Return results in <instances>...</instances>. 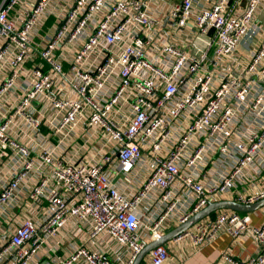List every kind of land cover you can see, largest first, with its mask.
<instances>
[{"label":"built area","instance_id":"2783aa9c","mask_svg":"<svg viewBox=\"0 0 264 264\" xmlns=\"http://www.w3.org/2000/svg\"><path fill=\"white\" fill-rule=\"evenodd\" d=\"M263 199L264 0H0V218L45 208L0 236V264H133L212 203ZM224 234L264 264L250 213L171 242ZM169 259L166 243L141 264Z\"/></svg>","mask_w":264,"mask_h":264},{"label":"crops","instance_id":"0c3cea01","mask_svg":"<svg viewBox=\"0 0 264 264\" xmlns=\"http://www.w3.org/2000/svg\"><path fill=\"white\" fill-rule=\"evenodd\" d=\"M179 2H181V0H167L168 5ZM239 51L241 54L245 53L242 46H240ZM2 162L7 176L9 162L8 160H2ZM129 191L130 190H128V192ZM43 213H45L44 207L42 210H36L35 212H33L32 209H25L23 205L15 208H6L2 212L4 220L0 218V236L9 232L8 228L10 225L19 224L25 217L30 216L39 221L43 216ZM250 215L253 225H260L264 222V207L251 212ZM174 228H176L175 224H170L167 229V233L172 231ZM72 234H67L68 238L64 240L63 248L58 252L60 256H63L66 252H68L67 250L69 248L73 249L72 245H81L85 242L86 233L78 235L75 233ZM167 245L170 250V259L165 264H230L225 262L223 259L226 255H230L239 264H244L249 259L257 257L259 254V248L252 238L234 240L228 234L221 235L215 242L205 246L199 251L191 250L187 243H173L170 241ZM93 250L101 253L108 251L107 249H104L103 246L98 244L93 247ZM123 251L124 250L121 249V253ZM107 257H110V255L107 254Z\"/></svg>","mask_w":264,"mask_h":264},{"label":"water","instance_id":"95a60500","mask_svg":"<svg viewBox=\"0 0 264 264\" xmlns=\"http://www.w3.org/2000/svg\"><path fill=\"white\" fill-rule=\"evenodd\" d=\"M263 207H264V199L252 205H242V204L231 202V201H222V202L212 203L207 208L195 214L184 224L177 226L172 231L165 234L161 239L155 240L149 243L143 249V251L137 256L133 264H141L150 251H152L158 246H161V245H164L170 242L182 232L188 230L189 228H191L193 225H195L199 221L203 220L204 218L208 216H211L213 213H215L216 211L220 209H228V210L236 211L239 213H251Z\"/></svg>","mask_w":264,"mask_h":264},{"label":"rangeland","instance_id":"374dc122","mask_svg":"<svg viewBox=\"0 0 264 264\" xmlns=\"http://www.w3.org/2000/svg\"><path fill=\"white\" fill-rule=\"evenodd\" d=\"M18 212V211H17ZM242 214V213H241ZM2 220H4V218L2 217Z\"/></svg>","mask_w":264,"mask_h":264},{"label":"trees","instance_id":"16d2710c","mask_svg":"<svg viewBox=\"0 0 264 264\" xmlns=\"http://www.w3.org/2000/svg\"><path fill=\"white\" fill-rule=\"evenodd\" d=\"M45 70H47V66L45 67Z\"/></svg>","mask_w":264,"mask_h":264}]
</instances>
